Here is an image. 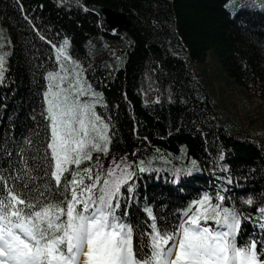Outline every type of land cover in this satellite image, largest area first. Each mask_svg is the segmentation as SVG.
<instances>
[{
	"label": "trees",
	"instance_id": "trees-1",
	"mask_svg": "<svg viewBox=\"0 0 264 264\" xmlns=\"http://www.w3.org/2000/svg\"><path fill=\"white\" fill-rule=\"evenodd\" d=\"M79 1L82 9L55 0H0L11 40L1 53L0 166L7 167L3 148L12 151L39 122L44 77L59 70L53 45L67 39L70 62L78 61L85 83L102 93L97 112L111 120L114 147L100 164L106 169L121 156L152 161L153 171L136 179L133 217L143 222L140 209L146 203L166 215L204 192L224 190L228 203L254 218L245 223V232L264 243L257 211L264 199V142L227 129L216 114L227 99L217 96L206 58L211 53L231 83L264 96V5L257 0ZM229 1L237 2L236 9L227 7ZM104 8L125 14L130 25L110 30ZM244 117L255 124L250 113ZM249 195L254 205L242 203Z\"/></svg>",
	"mask_w": 264,
	"mask_h": 264
},
{
	"label": "snow or ice",
	"instance_id": "snow-or-ice-1",
	"mask_svg": "<svg viewBox=\"0 0 264 264\" xmlns=\"http://www.w3.org/2000/svg\"><path fill=\"white\" fill-rule=\"evenodd\" d=\"M67 45H53L59 70L44 77L39 122L12 151L3 148L0 264H264V243L244 230L254 218L224 190L166 215L146 203L143 222L133 217L136 179L152 161L100 164L114 147L111 120L97 112L102 93L85 83L79 62L65 66L73 61ZM241 201L254 205L251 195ZM257 211L264 231V199Z\"/></svg>",
	"mask_w": 264,
	"mask_h": 264
},
{
	"label": "rangeland",
	"instance_id": "rangeland-1",
	"mask_svg": "<svg viewBox=\"0 0 264 264\" xmlns=\"http://www.w3.org/2000/svg\"><path fill=\"white\" fill-rule=\"evenodd\" d=\"M55 1L62 3L67 8L82 9V4L79 0ZM257 1L264 5V0ZM237 6L236 1H229L227 4L230 10L236 9ZM7 35L8 32L0 18V54L7 46H11V40ZM206 58L209 62V68L213 76H215V81L218 83V91L220 93L215 88L217 96L227 99L224 103L216 106V114L225 122L227 129L233 130L241 136H249L252 139L264 142V96L259 91H248L231 83L222 73L217 59L211 53H208ZM66 67L71 70L76 68L77 64L67 61ZM245 113L252 115L255 124L244 117Z\"/></svg>",
	"mask_w": 264,
	"mask_h": 264
},
{
	"label": "water",
	"instance_id": "water-1",
	"mask_svg": "<svg viewBox=\"0 0 264 264\" xmlns=\"http://www.w3.org/2000/svg\"><path fill=\"white\" fill-rule=\"evenodd\" d=\"M102 15L104 16L105 23L110 30H115L121 26H128L130 22L128 21L125 14L120 12H114L109 8H104L102 10Z\"/></svg>",
	"mask_w": 264,
	"mask_h": 264
},
{
	"label": "bare ground",
	"instance_id": "bare-ground-1",
	"mask_svg": "<svg viewBox=\"0 0 264 264\" xmlns=\"http://www.w3.org/2000/svg\"><path fill=\"white\" fill-rule=\"evenodd\" d=\"M210 176H212V174L210 173Z\"/></svg>",
	"mask_w": 264,
	"mask_h": 264
}]
</instances>
